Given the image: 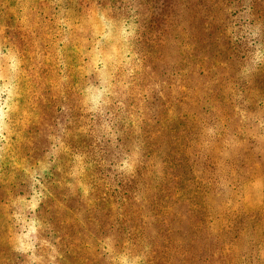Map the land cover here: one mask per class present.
<instances>
[{"label": "rangeland", "instance_id": "rangeland-1", "mask_svg": "<svg viewBox=\"0 0 264 264\" xmlns=\"http://www.w3.org/2000/svg\"><path fill=\"white\" fill-rule=\"evenodd\" d=\"M0 264H264V0H0Z\"/></svg>", "mask_w": 264, "mask_h": 264}]
</instances>
